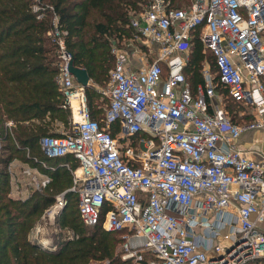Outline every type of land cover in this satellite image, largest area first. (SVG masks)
I'll return each mask as SVG.
<instances>
[{"label":"built area","instance_id":"1","mask_svg":"<svg viewBox=\"0 0 264 264\" xmlns=\"http://www.w3.org/2000/svg\"><path fill=\"white\" fill-rule=\"evenodd\" d=\"M32 8L38 17L53 11L48 34L72 127L40 144L49 157L77 162L61 163L73 183L55 208L76 193L82 221L120 231L122 257L133 264H264V145L259 158L236 145L245 131L264 130V0H192L181 8L151 0L131 9L134 37L114 41L105 87L71 72L74 55L53 5L34 0ZM197 32L215 55L219 80L204 65L194 93L184 68ZM139 37L150 47L136 44ZM152 47L158 54L147 62ZM87 86L109 97L104 123L92 116ZM226 96L253 106L257 118L234 120ZM33 159L41 166L14 159L8 170L14 178L19 164L27 184L43 190L52 176L41 167L56 166Z\"/></svg>","mask_w":264,"mask_h":264},{"label":"trees","instance_id":"2","mask_svg":"<svg viewBox=\"0 0 264 264\" xmlns=\"http://www.w3.org/2000/svg\"><path fill=\"white\" fill-rule=\"evenodd\" d=\"M50 3L59 15V25L66 30L65 40L74 55L75 63L85 67L98 85H106L110 70L115 66L112 52L114 41L134 37L129 25L130 10L140 9L151 0H42ZM192 0H171L173 7H185ZM34 0H0V264H133L122 257V233L109 231L102 222L88 226L80 216L78 195L68 192L69 203L58 225L69 229L71 235L60 234L53 244L45 246L34 241L30 234L44 210L54 201L56 194L73 183L70 169L64 161L77 165L72 155L49 157L41 147L43 135L61 134L56 122L69 123L70 110L62 106L63 93L59 89L56 45L48 32L53 27V11L48 9L43 17L32 8ZM157 51L151 54L155 59ZM204 63L210 65L215 79L219 80L215 55L195 33L189 50V60L184 68L193 92L203 80ZM162 76L168 67L162 63ZM92 116L104 123L106 108L96 100L101 93L87 86ZM233 112L237 120L236 111ZM8 120L14 125L6 126ZM253 119H250L251 121ZM239 122V120H237ZM240 123H242L240 121ZM70 124V123H69ZM12 129V130H10ZM114 132L117 125L113 126ZM55 165L50 171L52 182L42 191L26 198L9 195L10 172L8 165L14 159L41 166L33 157ZM74 205V208H70ZM140 264H147L142 262Z\"/></svg>","mask_w":264,"mask_h":264},{"label":"rangeland","instance_id":"3","mask_svg":"<svg viewBox=\"0 0 264 264\" xmlns=\"http://www.w3.org/2000/svg\"><path fill=\"white\" fill-rule=\"evenodd\" d=\"M188 4H183V6L187 7ZM136 44H138L139 46L142 45H146L147 47H150V45H147V43H145V40L143 38H136ZM145 46V47H146ZM135 46L131 45L130 48H132ZM152 51H155L153 49V47L151 48ZM140 54L143 55V53L141 52ZM147 62H152L153 61V57H148L146 58ZM207 65V64H205ZM210 65H208L209 67ZM214 73V72H213ZM101 87H105V85H100ZM99 91V88L97 89ZM101 93V96L98 98V100H96V103H98V106L100 107H104L106 108L109 104V97H107L105 94H103L101 91H99ZM223 105L227 108V110L229 111L230 115H233V112L230 111V108H233L237 113L236 116L238 118L239 121H241L242 123H246L248 122L250 119H255L257 118L256 115V109L253 108V106L251 105H246L240 102H236L232 99H229L226 97H224V101H223ZM8 122L9 120L6 122V126H8ZM57 128L56 130H58L59 132H63V131H68L71 132L72 131V127L71 125L68 124H64L63 122L57 121L56 122ZM0 145H3V143H1ZM2 152V148H0V153ZM14 169L17 172V176H14V178H11V183H10V191H9V195L11 197L14 198H26L29 195H31L32 193H34L35 191H37V188H33L32 185H28L27 184V177H22L21 175V167L19 166V164H17V167H14ZM20 171V172H19ZM20 176V177H19ZM28 185V186H27ZM42 191V190H38L37 192ZM61 192L57 193V195H59ZM57 198L55 197V201L49 206L47 207L44 212L42 213V215L40 216V218L36 221L35 226L33 227L32 231H31V238L34 241H37L38 243L48 246L53 244L54 240L58 238V236L60 234H63V236H68L71 235L69 229L65 228V227H61L60 225H58L57 219L61 218L63 216V214H66L67 212H69L70 210L68 209V211H65L67 204L63 205L61 207H56V200ZM70 208H74V205H70ZM122 245V243H121ZM133 261V260H132Z\"/></svg>","mask_w":264,"mask_h":264},{"label":"crops","instance_id":"4","mask_svg":"<svg viewBox=\"0 0 264 264\" xmlns=\"http://www.w3.org/2000/svg\"><path fill=\"white\" fill-rule=\"evenodd\" d=\"M205 64L206 63H204V65ZM263 132H264V130H261V129H257V130H247L236 141V145L239 146V147H241V148H244V149L250 151L249 153L252 156H254L256 158H259V154L257 153L256 150H261V148L264 145V142L262 140Z\"/></svg>","mask_w":264,"mask_h":264},{"label":"water","instance_id":"5","mask_svg":"<svg viewBox=\"0 0 264 264\" xmlns=\"http://www.w3.org/2000/svg\"><path fill=\"white\" fill-rule=\"evenodd\" d=\"M70 70L75 75L76 79L84 85H88L91 77L85 67L78 66L73 59L70 64Z\"/></svg>","mask_w":264,"mask_h":264}]
</instances>
